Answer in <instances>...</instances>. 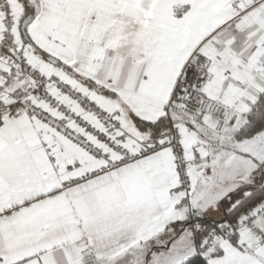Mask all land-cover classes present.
Masks as SVG:
<instances>
[{"label":"snow or ice","instance_id":"1","mask_svg":"<svg viewBox=\"0 0 264 264\" xmlns=\"http://www.w3.org/2000/svg\"><path fill=\"white\" fill-rule=\"evenodd\" d=\"M0 264H264V0H0Z\"/></svg>","mask_w":264,"mask_h":264}]
</instances>
